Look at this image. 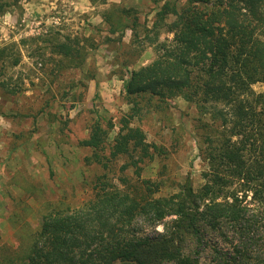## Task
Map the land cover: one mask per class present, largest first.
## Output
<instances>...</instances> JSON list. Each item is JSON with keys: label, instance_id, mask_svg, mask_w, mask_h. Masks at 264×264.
Here are the masks:
<instances>
[{"label": "trees", "instance_id": "obj_1", "mask_svg": "<svg viewBox=\"0 0 264 264\" xmlns=\"http://www.w3.org/2000/svg\"><path fill=\"white\" fill-rule=\"evenodd\" d=\"M101 17L115 36L107 43L120 46L128 29L130 42L148 41L155 58L131 70L133 61L118 60L129 110L111 141L108 121L95 122L78 142L90 150L85 164L100 169L87 184L91 196L77 205L48 202L37 226L16 229V246L0 245V264H202L199 252L208 249L215 264H264L254 251L264 242V92L252 90L264 85V0H164L150 26L137 10L117 4ZM162 32L171 40L159 41ZM55 40L40 41L54 43L59 69L80 68L85 50L70 38ZM14 46L0 47V76L19 63ZM174 97L195 107L206 170L199 188L187 179L161 194L164 183L141 172L177 146L147 141L139 124ZM142 223H164L163 231L144 235Z\"/></svg>", "mask_w": 264, "mask_h": 264}, {"label": "rangeland", "instance_id": "obj_2", "mask_svg": "<svg viewBox=\"0 0 264 264\" xmlns=\"http://www.w3.org/2000/svg\"><path fill=\"white\" fill-rule=\"evenodd\" d=\"M163 1L0 0L7 5L0 15V47L14 44L20 58L16 67L0 76V245L16 246V229L24 226L27 231L37 226L40 210L48 202L77 205L91 196L87 184L100 169L85 164L90 150L78 142L89 135L95 122L108 121L114 124L107 139L111 141L118 130V118L129 110L123 99L118 60L133 61L128 67L131 70L155 58L148 41L138 46L130 42L128 29L120 46L107 43L106 36H115L107 34L101 14L112 4L132 7L138 11L139 21L150 26ZM49 36L60 43L70 38V45L83 48V65L60 70V57L51 49L54 43L40 41ZM171 38L162 32L159 41ZM252 90L263 93L264 85L255 84ZM156 112L149 110L139 124L147 141L166 148L175 143L177 147L166 158L155 156L146 163L141 178L161 180V194L176 192L187 179L194 189L199 188L206 165L199 155L204 132L196 128L195 107L174 97L166 110ZM122 162L117 159L116 168ZM117 173L110 174L114 182ZM129 173L134 172L131 169ZM163 226L152 228L142 223L137 229L154 237ZM260 245L254 251L264 256V242ZM199 254L202 264H215L210 249Z\"/></svg>", "mask_w": 264, "mask_h": 264}]
</instances>
